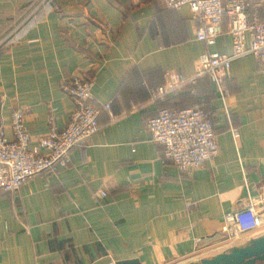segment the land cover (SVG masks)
Returning a JSON list of instances; mask_svg holds the SVG:
<instances>
[{"label":"crops","instance_id":"0c3cea01","mask_svg":"<svg viewBox=\"0 0 264 264\" xmlns=\"http://www.w3.org/2000/svg\"><path fill=\"white\" fill-rule=\"evenodd\" d=\"M195 28L187 5L162 0H0L6 135L17 109L32 146L51 112L64 127L75 104L59 83L72 74L92 80L100 106L99 129L71 149L66 167L0 192V264H188L264 234L263 224L229 248L221 240L198 246L222 234L225 214L247 198L264 213V72L252 54L234 59L222 97L212 78L196 76L195 62L204 51L230 52L228 18L211 46ZM169 71L185 80L158 99ZM164 106L203 108L218 154L178 170L146 129Z\"/></svg>","mask_w":264,"mask_h":264},{"label":"built area","instance_id":"2783aa9c","mask_svg":"<svg viewBox=\"0 0 264 264\" xmlns=\"http://www.w3.org/2000/svg\"><path fill=\"white\" fill-rule=\"evenodd\" d=\"M169 8L187 5L196 22L195 38L211 46L222 33V19L229 23L231 49L229 53L204 51L196 59V76H209L215 82L219 94L225 97L228 91L223 79L228 75L231 62L252 54L264 72V0H162ZM260 7L262 16L256 12ZM184 78L169 71L166 83L158 86L155 97L161 99L171 90L181 86ZM90 79L72 74L60 83V89L74 100V109L62 128L55 124L51 112L48 116V132L31 145V137L25 126L24 113L17 109L11 113V137L0 124V192L16 191L30 178L49 173L57 167H66L72 148L84 143L98 129L100 106L92 101ZM109 109V104H103ZM150 139L162 143L164 156L178 170H192L213 159L219 152L216 133L208 113L200 107H160L146 122ZM237 135V129L231 128ZM105 196L104 191L99 192ZM253 198H247L238 209L224 216L219 248H229L248 233L264 224V213L255 208ZM106 264H114L110 260Z\"/></svg>","mask_w":264,"mask_h":264},{"label":"water","instance_id":"95a60500","mask_svg":"<svg viewBox=\"0 0 264 264\" xmlns=\"http://www.w3.org/2000/svg\"><path fill=\"white\" fill-rule=\"evenodd\" d=\"M221 233H214L202 238L199 247L207 246L215 240H222ZM115 264H139L136 259L120 260ZM188 264H264V234L250 238L247 242L232 246L229 250L219 252L211 257L191 261Z\"/></svg>","mask_w":264,"mask_h":264}]
</instances>
